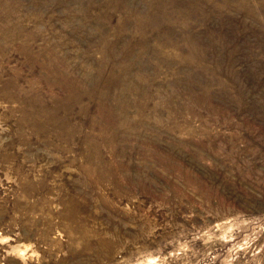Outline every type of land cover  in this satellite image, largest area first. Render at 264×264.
<instances>
[{
	"label": "rangeland",
	"instance_id": "obj_1",
	"mask_svg": "<svg viewBox=\"0 0 264 264\" xmlns=\"http://www.w3.org/2000/svg\"><path fill=\"white\" fill-rule=\"evenodd\" d=\"M0 264H264V0H0Z\"/></svg>",
	"mask_w": 264,
	"mask_h": 264
}]
</instances>
